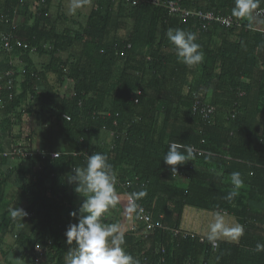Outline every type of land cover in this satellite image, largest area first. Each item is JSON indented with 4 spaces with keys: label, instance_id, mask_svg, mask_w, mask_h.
I'll use <instances>...</instances> for the list:
<instances>
[{
    "label": "trees",
    "instance_id": "trees-1",
    "mask_svg": "<svg viewBox=\"0 0 264 264\" xmlns=\"http://www.w3.org/2000/svg\"><path fill=\"white\" fill-rule=\"evenodd\" d=\"M37 1L31 12L24 0H0V14L11 16L16 8L26 21L24 40L48 55L45 70L38 73L44 77L50 71L55 80L44 87L43 101L71 145L55 159L30 158L40 165V170L25 172L23 187L31 197L24 210L35 237L30 240L19 231L17 241L47 245L48 264H65L75 243L68 245L64 233L69 223L77 222H71L76 218L70 213L78 214L79 208L71 202L80 195L66 174L84 167V156L99 152L108 157L117 179L129 182L126 189L114 185L116 190L130 195L162 226L148 233L150 247L139 264H208L211 256L213 264H264V251H256L258 243L264 244V59L256 55L257 49H264V33L255 30L264 29V20L251 15L264 7V0L243 17L233 14L234 0H174L183 7L236 17L239 28L211 22L201 28L193 18L181 21L149 3L95 0L84 21L72 20L75 27L61 29L59 22L67 17L61 14L56 20L48 12L51 0ZM170 28L196 34L201 63L189 67L178 60L166 36ZM24 68L20 94L8 101L0 89L7 130L12 125L5 115L18 101L35 97L33 85L39 76ZM30 72L35 77L30 78ZM66 80L72 84L68 95L60 92ZM252 85L257 91L254 109L246 103ZM197 103L209 104L212 112L201 116L199 107L193 110ZM113 132L120 136L114 138ZM174 141L192 148L191 161L177 166L187 177L172 176L162 159ZM78 151L81 156L72 155ZM232 172L241 174L244 186L229 200ZM185 207L224 212L243 226V235L236 244L216 242L213 248L207 237L180 228ZM9 221L0 216V236Z\"/></svg>",
    "mask_w": 264,
    "mask_h": 264
},
{
    "label": "clouds",
    "instance_id": "clouds-1",
    "mask_svg": "<svg viewBox=\"0 0 264 264\" xmlns=\"http://www.w3.org/2000/svg\"><path fill=\"white\" fill-rule=\"evenodd\" d=\"M86 0H71L69 12L75 14ZM260 0H234L232 12L235 16L243 17L258 6ZM169 42L174 45L177 58L185 65L192 67L203 61L200 45L196 43L197 36L193 32L180 28L168 29L166 33ZM183 149V151H181ZM186 153V154H185ZM192 148L180 142H171L168 151L162 157L164 163L170 166L172 173H177V166L191 161ZM66 180L74 185V191L83 197L77 212L70 213L76 218L75 223H69L64 233L68 245L75 247L68 251L65 264H139V261L125 250V234L118 225H107L101 222V216L110 207H115L117 198L114 191L115 175L108 157L99 152H93L86 158L84 167H73L66 174ZM232 191L227 199L231 200L239 194L244 181L239 172L231 173ZM139 195L143 196L141 192ZM133 204L130 211H135ZM13 220H23L27 212L21 207L9 209ZM242 225L229 226L223 216L217 214L214 222L209 225L207 239L212 247H217L219 235L237 239L243 235ZM256 251H264V244L258 243Z\"/></svg>",
    "mask_w": 264,
    "mask_h": 264
},
{
    "label": "crops",
    "instance_id": "crops-1",
    "mask_svg": "<svg viewBox=\"0 0 264 264\" xmlns=\"http://www.w3.org/2000/svg\"><path fill=\"white\" fill-rule=\"evenodd\" d=\"M24 1L26 2L27 0H24ZM28 2L26 3L29 5L30 3ZM48 12L50 15H52L50 6H49ZM16 15H17V12H16ZM16 18H17L16 24L13 30L14 36L18 38L19 40L27 43L24 40V36L26 35V33L24 32L25 29L23 28L25 27L24 25L26 24V21L22 20L21 17H19L18 15ZM3 25L5 26V29L3 28L4 30H0V32L8 30V27L5 24ZM257 26L262 27L261 23H258ZM257 28L259 29V27ZM28 45L30 48L27 51H25V53L14 51L12 52V54L7 55L4 51H0V89L4 90L5 96L7 95L8 90H6V84L4 81L3 73L9 67V61H11V59L14 60V63L16 65L14 66L15 69L27 67L30 70H35L37 72L36 74H38L37 76H39V79L37 77L33 85V90H34L33 94L35 95V97H31L32 95H29L28 96L29 98L18 101L17 104L13 107V109H11L7 113V115H5V117L10 119V122L12 125L10 126L8 130L6 129L5 122H3L4 113L2 114L0 112V151L2 152V151L7 150V148H9V146L12 143L14 144L23 143L25 144L24 145L25 147L30 148L32 150H46V151L55 150V151H59L62 153L64 150H66L67 146L70 147L69 145H71V143L69 139L67 138V136L64 133H61V131L59 130L54 117L50 115L48 104L44 103L43 100L45 99L43 98V94H42L44 87L49 86V84H53L55 77L52 74V72L50 73V71H46V73L44 74V77H42V75L38 73V72L45 70V67L49 59L48 55L45 52H39L38 46H31L30 44ZM41 46L43 48L46 47V45L43 46V44ZM41 46L39 47L42 48ZM256 55L264 59V49H261V48L257 49ZM61 58L63 59V55L61 56ZM22 76H23L22 74L16 73L15 77L13 78V85H12V93L14 95L13 99L15 96L20 94L22 90V83H21L23 79ZM252 83L254 84V82ZM63 85L60 87V92H61ZM246 96H247L246 97L247 106L250 109H254L256 107L255 101L257 99L256 97L257 91L253 85H252V88L249 89ZM107 134L108 136H110L109 133ZM14 163L15 162H13V164ZM17 163H19V165L14 166V167H16V170H18L19 172L21 171L28 172L30 170L33 171L32 166L35 164L34 160L33 161L31 160V162L19 160ZM7 164H9V167H10V163L8 162V160L4 161L3 159H1V156H0V177L17 176L16 175L17 172L15 170H14L15 172H13V170H10V171L6 170L5 167L7 166ZM37 169L38 168H36V170ZM4 171H6V174L4 173ZM0 182L3 185L4 182L2 180H0ZM12 189H13L12 185L8 187L6 186L4 187L5 197H3V192H2V197H1L2 201L5 202L11 199L13 192L14 193L16 192V190L13 191ZM189 208H192V207H185L183 209L180 228L186 231L196 233L200 236L207 237L209 234V229H206L205 225H201L200 223H197L200 225H196L197 228H195L194 227L195 221H192V222L186 221L183 214L186 211V209H189ZM192 209H195V208H192ZM200 212L202 213L201 215H204L203 212L207 213L208 218H215V216L219 214L224 217L226 224L229 225V222H230V223H233V226L237 225L235 222V219L224 212L203 211V210ZM192 213L193 211L190 214ZM129 215H133V213L129 212ZM195 216L196 214L194 215V217ZM132 218H135L134 215L132 216ZM210 222H211V219H207L205 224L208 223L210 225ZM238 240L239 238L232 239L228 236L219 235L216 242L236 244L238 243ZM212 258L213 256L209 258L210 261L208 262V264L214 263L215 260H212Z\"/></svg>",
    "mask_w": 264,
    "mask_h": 264
},
{
    "label": "rangeland",
    "instance_id": "rangeland-1",
    "mask_svg": "<svg viewBox=\"0 0 264 264\" xmlns=\"http://www.w3.org/2000/svg\"><path fill=\"white\" fill-rule=\"evenodd\" d=\"M28 2V0L26 1ZM29 6H30V11L35 12L36 8L39 5V2L37 0H29ZM71 4V0H51V5H50V10L52 13V16L56 18L61 19L62 16H59L63 14L66 16L67 20H64L60 23L59 22V29H61L64 25H67L69 27H75L72 23V20L74 21H84V18L86 17V14L89 12L91 7L95 6V0H86V3L79 9L76 10L75 14H71L69 12V7ZM63 9H62V7ZM73 21V22H74ZM46 44V43H45ZM34 46V45H31ZM76 48H74L75 50ZM43 49H41L42 51ZM66 57L65 54L61 53V56ZM72 84L70 81H65V84L63 85L61 89L62 94H69L68 92L70 91ZM114 125V123H113ZM14 144V143H12ZM16 145L19 146H24L25 144L23 143H16ZM6 152L8 151L5 150ZM5 151H0V156L7 158L8 162L10 163L7 164L5 167L6 170L10 168V170H13V172H17V176H7V177H0V180H2L3 185H2V192H3V197H5V192H4V187H8L12 185L13 191L16 190V192L12 194L11 199L8 201H2L0 200V216L2 214L5 215V218H9V222H11L13 225L10 227V224H8L7 229L5 232L0 236V264H36L35 263V258H39L38 264H48L46 260V254L48 252V247L46 246H41L39 245L40 243L31 242V245H21L17 241V233L20 231L22 232L27 238L33 239L35 236H33L34 228L32 227V221L28 220L29 219V214H27L24 217V220H13L10 215L9 209L12 207H21L23 209L26 208L28 205L29 200L31 197L28 195V192L23 189L24 185L27 182L28 177L26 176V173L24 171L19 172L16 170V167L18 166L19 163H17L19 160H24L31 162V159H23V158H17V157H6L3 156V152ZM13 162H15L13 164ZM35 163V164H34ZM32 166V170L35 171L36 168L39 169L40 165L38 162H34ZM39 165V166H38ZM37 169V170H38ZM15 170V171H14ZM40 170V169H39ZM6 174V171H4ZM5 179V180H4ZM115 195L117 198V204L115 207H110L105 213L102 214L101 216V222L107 225L111 224H116L119 226L120 230L124 232L125 234V250L131 254L135 260L139 261L142 259L143 253L149 249V240H148V233L146 232L145 226L142 222L138 221L135 218H132L134 215H129L131 206L128 204L126 196L122 193H119L116 188L114 187ZM62 197V196H61ZM60 197V198H61ZM83 197L81 195H77L74 197L72 200L71 204H74L78 208L80 207L82 203ZM66 205H68L66 203ZM193 211V215L190 214ZM202 210L198 209H186L184 212L183 216L185 217L186 221L192 222L195 221L194 227L196 225H205L206 229H209V224H205L207 219H211V222H214V218H208V214L204 213V215H201L202 213L200 212ZM190 212V213H189ZM79 214V213H78ZM196 216L194 217V215ZM210 215V214H209ZM188 217V218H187ZM210 217V216H209ZM212 217V216H211ZM192 218V219H191ZM75 222L76 219H72L71 222ZM203 222V224H202ZM200 223V224H197ZM229 226H233V223L229 222ZM35 240V239H34ZM51 241L48 239L47 244H50ZM51 264V263H50Z\"/></svg>",
    "mask_w": 264,
    "mask_h": 264
},
{
    "label": "built area",
    "instance_id": "built-area-1",
    "mask_svg": "<svg viewBox=\"0 0 264 264\" xmlns=\"http://www.w3.org/2000/svg\"><path fill=\"white\" fill-rule=\"evenodd\" d=\"M122 1L132 6L139 4V3H149L155 6H161L165 8L169 16L174 15L181 21H184L188 18H193L197 20L198 22H200L201 28H205L206 23H209V22L215 23L224 28H229V27L239 28L241 26V21L237 19L236 17H232L229 15L227 16L217 15L213 11H210V10L183 7L177 1H174V0H122ZM40 2H43V0H40ZM16 12H17V9L14 8L12 10L11 16L7 13L0 14V21L8 27L7 31L0 32V49L4 51L7 55L12 54L14 49L25 52L30 48L27 43L19 40L18 38L14 36L13 30L15 28L16 19H17ZM251 15L252 17L256 19L264 20V7L262 8L260 7V8L252 10ZM251 29H255V28H251ZM255 30L256 31L258 30L264 33V29L262 30L255 29ZM126 47L129 48V45H127ZM118 54L122 55L123 53L122 51H119ZM14 66H16L14 63V60L11 59V61H9V67L3 73L4 81L6 84V90H8V93L5 96V100H8V101L12 100L14 96L12 93V85H13V78L15 77V74L16 73H20L22 75L27 74V70L24 67L20 69H15ZM28 76L32 78V77H35V74L33 72H30ZM131 100L134 104L138 102L135 94L132 95ZM2 102L3 101L0 99V106L2 105ZM198 107H199V103H197L194 106L193 110L198 111ZM212 109H213L212 106H210L209 104L208 105L204 104L203 106L199 107L200 114L203 117H207L212 112ZM63 117L66 120H69L68 116L64 115ZM119 136L120 135L118 133L113 132L114 138H118ZM60 154L61 153L59 151H55V150H50V151L49 150L48 151L32 150L25 146H19L16 144H11L8 148V151L3 152V156L17 157V158H23V159L31 158L34 155H37L40 158L49 157L50 159H55ZM72 155L81 156L82 154L81 152L78 151V152H73ZM86 158L87 156H84L85 160ZM172 176L187 177V173L185 171H181L177 173H172ZM115 178L116 180H115L114 185H118L121 189H126L129 186L128 181L120 182L117 179L116 175H115ZM126 199H127L128 204L132 208L133 204H135L133 198L130 195H126ZM135 205H137L136 210H135L136 219L144 224L147 233H150L155 227L162 228L160 224L156 226V224L151 221L150 214L144 207L140 206L139 204H135ZM173 233L175 234L177 233V231L175 230ZM182 234L186 235L187 233L183 232ZM38 262H39V258L36 257L35 263L38 264Z\"/></svg>",
    "mask_w": 264,
    "mask_h": 264
}]
</instances>
